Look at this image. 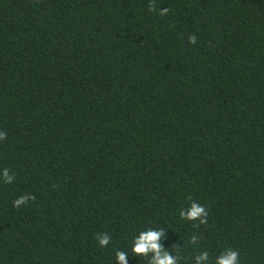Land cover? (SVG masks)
Here are the masks:
<instances>
[{
	"label": "trees",
	"instance_id": "1",
	"mask_svg": "<svg viewBox=\"0 0 264 264\" xmlns=\"http://www.w3.org/2000/svg\"><path fill=\"white\" fill-rule=\"evenodd\" d=\"M0 132V264H264V0H0Z\"/></svg>",
	"mask_w": 264,
	"mask_h": 264
},
{
	"label": "clouds",
	"instance_id": "2",
	"mask_svg": "<svg viewBox=\"0 0 264 264\" xmlns=\"http://www.w3.org/2000/svg\"><path fill=\"white\" fill-rule=\"evenodd\" d=\"M167 8L160 9V15L166 14ZM190 42L195 43V36H191ZM6 133L0 132V140L4 139ZM0 176H3L6 182L11 183L14 179L9 174L8 169H4L0 172ZM32 198L30 196H20L14 202L15 207H20L26 204L28 200ZM180 216L186 220H199L201 224L207 222L208 211L202 204L192 201L190 206L180 210ZM165 236V231L162 228H147L146 230L140 231L136 235L132 242V252L139 256L140 254L148 255L152 253L149 264H178V257L165 250L161 240ZM98 243L102 247H106L110 243V236L107 233L100 234L97 237ZM197 240L196 236L192 237V242L195 243ZM240 254L234 249H226L220 255L215 257L214 264H240ZM129 254L124 250H118L116 252L115 261L119 264H129ZM209 253L207 251L200 252L195 257V264H208Z\"/></svg>",
	"mask_w": 264,
	"mask_h": 264
}]
</instances>
